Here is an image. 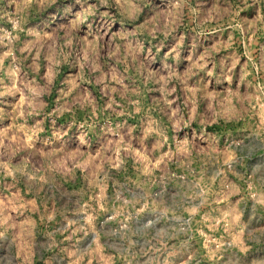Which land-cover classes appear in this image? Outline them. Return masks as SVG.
<instances>
[{
	"label": "rangeland",
	"instance_id": "1",
	"mask_svg": "<svg viewBox=\"0 0 264 264\" xmlns=\"http://www.w3.org/2000/svg\"><path fill=\"white\" fill-rule=\"evenodd\" d=\"M0 264H264V0H0Z\"/></svg>",
	"mask_w": 264,
	"mask_h": 264
}]
</instances>
